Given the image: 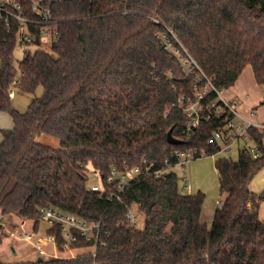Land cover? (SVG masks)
I'll return each mask as SVG.
<instances>
[{
    "label": "trees",
    "instance_id": "trees-1",
    "mask_svg": "<svg viewBox=\"0 0 264 264\" xmlns=\"http://www.w3.org/2000/svg\"><path fill=\"white\" fill-rule=\"evenodd\" d=\"M15 1L37 19L38 0ZM43 6L58 39L41 49V27L30 25L36 50L21 59L19 23L8 28L0 15V112L14 122L0 142V210L33 221L38 232L41 209L54 207L101 223L102 237L93 253L14 264H264V192L250 188L264 169V132L249 130L258 157L243 148L236 161H216L224 199L211 226L201 219L203 192L183 194L172 170L166 179L153 174L175 163L174 151L219 150L209 141L223 119L204 121L188 135L190 118L178 107L181 97L196 98L199 72L223 91L251 66L264 86V0H45ZM164 39L198 69L187 74ZM38 87L44 93L26 112L14 108L10 91L34 95ZM217 97L212 92L204 102ZM170 130L181 145L167 142ZM41 134L57 138L61 148L39 143ZM144 159L150 175L123 191L118 181L108 182L113 169L124 173ZM91 174L102 191L89 186ZM133 205L144 215L142 229L126 217ZM46 237L64 252L60 224L48 226ZM93 246L82 237L70 244Z\"/></svg>",
    "mask_w": 264,
    "mask_h": 264
},
{
    "label": "built area",
    "instance_id": "built-area-1",
    "mask_svg": "<svg viewBox=\"0 0 264 264\" xmlns=\"http://www.w3.org/2000/svg\"><path fill=\"white\" fill-rule=\"evenodd\" d=\"M53 1V0H50ZM45 0H38L32 5V11L37 16L35 20L28 19L22 7V4L15 0H3L0 3V15L5 18V24L10 28L13 21L19 23L20 26V43L18 45L19 51H24L27 53L31 50V43L33 42V36L29 32L30 25L40 26L41 33V44L50 43L57 41L58 30L53 28L49 30V25L52 20V13L49 8L44 7ZM46 25V26H45ZM167 49L173 52L179 57L184 71L190 74L194 69H198V65L195 60L183 49L184 53L173 48L172 44L168 39H164ZM41 45V46H42ZM39 45V47H41ZM32 51V50H31ZM197 83L202 84L200 90L197 92L196 98L194 100H187L185 97H181L178 101V107L190 118L187 125V130L185 133L188 135L196 128H198L204 121H209L215 118L223 119L224 125L213 131L209 143L211 145H218L219 150L216 154L221 152H230L232 147L239 143L241 140L252 141L249 130L252 128L258 129L264 132V124L256 123L251 120L255 117L254 112H249L250 116H245L238 111H236L222 96V91H217L215 86L212 84L211 80L207 79L204 73L199 72L197 75ZM216 92L218 97L210 102L205 103L207 96ZM10 96L14 97V91H10ZM254 143V142H253ZM248 149L253 157H258L259 153L254 145L251 147H244ZM240 151V150H239ZM208 154L205 150L191 149L188 151H174L172 153V159L175 163L166 171L157 170L153 174L157 178H165V172L175 171L177 167L185 168L192 160L207 157ZM152 173L151 166L147 161L143 160V165L136 166L132 169L127 170L124 173H120L116 169L111 171L108 177L109 183L119 182V190L123 191L127 184L134 178L140 176H147ZM93 191H102V186L100 184H95L92 186ZM109 200L114 199V194L108 196ZM117 199L119 197L117 196ZM219 204V203H218ZM126 217L131 226L136 227L137 217L134 215L131 209L126 213ZM40 220L47 223L48 226H54L60 224L63 235L66 239L64 244L65 249H71L70 244L77 241L79 237L85 238L86 241H91L94 243V252L97 249L98 244L102 237V224L97 222H90L81 218L80 216L65 213L54 207H45L41 209ZM23 238L26 240H32L31 235L23 234ZM50 241L54 242L56 248V242L54 237L48 238ZM37 249L41 254L44 253L40 243H37Z\"/></svg>",
    "mask_w": 264,
    "mask_h": 264
},
{
    "label": "rangeland",
    "instance_id": "rangeland-1",
    "mask_svg": "<svg viewBox=\"0 0 264 264\" xmlns=\"http://www.w3.org/2000/svg\"><path fill=\"white\" fill-rule=\"evenodd\" d=\"M50 44H43L40 48L49 50ZM32 50H36V47H30ZM24 51H16V58L21 59L23 57ZM242 81L247 83V85L251 86V93L249 95L250 101L255 100V108L251 109L257 114L253 119H264V86H259L255 78L253 76L252 68L249 66L245 68L242 73ZM44 93L43 87H38L34 95L29 94H20L16 93L12 98V104L14 108H16L19 112L24 113L27 111L30 103L35 98L41 97ZM231 92L227 90H223L221 96L239 113L243 114L244 99L242 100L239 97H230L229 94ZM244 105V106H242ZM250 110V111H251ZM249 116V115H246ZM133 131L136 132L135 128H132ZM39 143L49 146L54 149L61 148L60 141L57 138L52 136L41 134L36 139ZM254 143L252 141L241 140L238 144L232 147L230 152H221L215 154L213 156L202 157L198 159L192 160L188 165L183 167H177L175 169L176 173L180 179L181 192L183 194H193L199 191L203 192L206 195L204 202V214L208 215V219L211 218L212 214L215 211V208L218 205V201H222L224 196L220 193V185H219V176L218 172L215 168V163L219 159H232L236 161L239 157V150L244 147H254ZM264 174V169L254 178L253 181L258 179L260 175ZM252 181V182H253ZM89 186L100 184V180L97 174H91L89 178ZM252 184V183H251ZM253 187V184H252ZM132 212L137 217V228L142 229L144 227V215L140 212L137 205H133L131 207ZM1 211V210H0ZM9 219H19L16 216L5 217L3 223H0V238L2 240V246L0 247V260L6 264H14L20 262H30L37 261L39 258H43L45 260L53 259V258H74L79 255H85L89 253H93L95 248H80V249H65L64 252L58 251L54 242H51L48 246H44V249L47 253L41 254L36 248V242L39 238L47 239L46 237V229L48 224L41 221L39 223V231L35 235L33 240L27 241L23 238V234L19 231L17 227L11 226L8 222ZM2 224L4 227H1ZM210 224V223H209ZM34 222H27L25 229H29L33 227ZM15 250V252L13 251ZM16 251L18 255H16ZM5 256L9 257V259H5ZM55 256V257H54Z\"/></svg>",
    "mask_w": 264,
    "mask_h": 264
},
{
    "label": "crops",
    "instance_id": "crops-1",
    "mask_svg": "<svg viewBox=\"0 0 264 264\" xmlns=\"http://www.w3.org/2000/svg\"><path fill=\"white\" fill-rule=\"evenodd\" d=\"M249 67L252 68L251 66H249ZM253 76H254V73H253ZM241 78H242V74L239 77V79L237 80V82L235 83V85L232 86L231 88H229L228 90L231 92L229 94L230 97H239L242 100L244 99L243 100L244 101L243 104L246 105V106H244V105H242V106H244L243 107V109H244L243 113L246 116V115H249V112H254V110H251V109L255 108L254 105L257 102H255V100H253V101L251 100L250 101L249 99H246V98H249V95L251 93V86L247 85V83H244ZM254 78H255V76H254ZM255 116H257L256 113H255ZM251 120L255 121L256 123L264 124V119H251ZM13 128H14L13 119L7 113L0 112V142L3 140L2 131L12 130ZM252 184H253V187H252ZM252 184L250 185V188L254 192H256V193L264 192V174L263 175L261 174L258 179H256L255 181L252 182ZM193 194H195V193H193ZM220 201H218V203ZM216 208H215V211H216ZM215 211L212 214L211 218L208 219V217H207L208 215L204 214V207H203L201 219L208 226H211V224L213 222ZM259 217H260V219L262 221H264V202H262L261 205H260ZM4 220H5V217L2 216V212L0 211V223H3ZM8 222L10 223L11 226L17 227L19 229V231L21 232V234L25 233L27 235H31L32 236V240L34 239V237H36L35 235L38 233V232H36L34 230V225H33V227H31V228H29L27 230L25 229V231L23 232V229L25 228L26 223L27 222H33V221H23V220H21L19 218V219H16V221H14L13 219H9ZM2 227H4L3 224H2ZM0 240H1V238H0ZM27 241H31V240H27ZM38 242L40 243V246H41L42 250L44 251V254L47 255V253H46V251L44 249V246H48L49 244H51L52 241H50L48 238L47 239L39 238V240L36 242V245H37ZM1 246H2V240H1L0 247ZM13 251L15 252V250H13ZM16 255H18L17 251H16ZM5 259H9V257L5 256Z\"/></svg>",
    "mask_w": 264,
    "mask_h": 264
},
{
    "label": "water",
    "instance_id": "water-1",
    "mask_svg": "<svg viewBox=\"0 0 264 264\" xmlns=\"http://www.w3.org/2000/svg\"><path fill=\"white\" fill-rule=\"evenodd\" d=\"M172 130H170L169 132H168V134H167V142L169 143V144H171V145H181L182 144V142L181 141H179V140H177V139H175L174 137H173V134H172ZM2 227V226H1ZM43 259L42 258H39L37 261H42Z\"/></svg>",
    "mask_w": 264,
    "mask_h": 264
}]
</instances>
